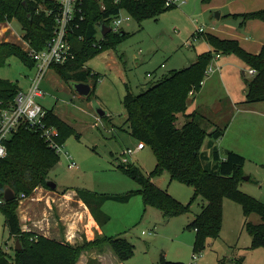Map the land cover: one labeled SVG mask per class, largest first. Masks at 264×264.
Here are the masks:
<instances>
[{"label":"rangeland","instance_id":"1","mask_svg":"<svg viewBox=\"0 0 264 264\" xmlns=\"http://www.w3.org/2000/svg\"><path fill=\"white\" fill-rule=\"evenodd\" d=\"M217 11L204 0H184L142 20L131 15L123 24L126 36L86 62V67L100 74L94 91L89 95L77 92L73 82L63 79L54 67L49 69L41 81L45 95L39 98V102L53 109L73 130L65 134L59 161L47 175L57 188L41 183L25 199H18L19 206L25 202H40L38 208L42 209L48 202H63L65 197L60 199V195L68 193H72L68 202H81L78 190L107 194L113 197L105 201L102 210L110 219L100 226L98 234L122 235L135 245V253L125 260L126 264H156L162 253L167 259L184 264H236L241 258L245 264H264V247H251L252 235L244 226L246 216L241 203L229 197L223 199L220 236L208 237L205 248L194 252L196 230L188 227V223L201 212L205 198L197 196L186 213L165 217L159 208L145 205L139 191L140 183L119 168L120 164L130 163L150 172L157 162L152 146L135 150L139 140L131 133L123 102L128 87L137 94L162 76L191 65L204 49V33L213 29ZM225 19L223 16L217 22L225 23ZM199 27L205 28L203 34L197 33ZM24 36L25 30L17 19L0 21V41L16 43L28 52L30 42ZM228 55L238 61L231 68H224L223 75L230 71L236 74L239 84L246 85L247 79L257 71L250 73L245 61L237 54ZM243 69H246V74ZM34 74L33 67L17 55L0 66V78L10 79L23 87H27L28 82L30 85L29 77ZM212 76L220 78V72L205 75L201 88L195 94H189L188 110L200 104L199 101L207 103L216 98H224L222 107L227 106V89L221 82L218 84L221 89L198 94ZM91 83L93 86V80ZM244 97L241 93V99L246 100ZM240 106L243 107L241 103ZM99 108L104 109L106 115L101 116ZM250 108L254 110L238 107L217 110L215 107L214 111L205 109L203 112H214L220 128L229 126L225 143L246 157L239 187L264 202V102H255ZM242 119L247 122L245 126L239 124ZM186 120V113H181L178 124L182 125ZM129 148L133 151L129 152ZM71 162L77 166L71 167ZM153 180L182 203L191 202L193 185L172 179L168 171L154 176ZM130 192L133 194L129 199H122ZM42 216L45 218L46 215ZM58 218L57 223L64 231L66 226L60 216ZM248 219L254 223L263 221L257 212L251 213ZM43 232L48 233V230ZM86 240V237L81 238L77 243ZM0 245L14 255L16 239L5 224V212L1 207ZM89 250L81 251L77 264H108L107 259L100 262L89 257ZM86 257L88 260L84 261Z\"/></svg>","mask_w":264,"mask_h":264},{"label":"trees","instance_id":"2","mask_svg":"<svg viewBox=\"0 0 264 264\" xmlns=\"http://www.w3.org/2000/svg\"><path fill=\"white\" fill-rule=\"evenodd\" d=\"M54 1L0 0V21L17 19L25 30L24 37L29 40L30 46L41 49L53 33L55 17L54 14L38 10V7L40 3L51 6ZM87 5L83 24L86 28V38L84 41L73 39L77 57L53 67L69 82L93 80V92L100 74L86 67V62L103 50L115 46L121 37L127 34L126 31L123 34L110 33L98 41L95 34L98 32L100 20L120 8H125L133 17L142 20L172 6H166L164 0H122L119 4L109 2L107 9L102 8L100 0H87ZM242 16L245 20L264 19V8L246 12ZM81 32L84 33L85 30ZM204 38L212 49L200 53L191 65L162 76L137 94L128 87L123 102L131 133L139 142L152 146L157 162L150 172H145L139 166L130 163L120 164L119 168L140 183L139 191L143 194L145 205L159 208L165 217L186 213L190 211L191 203L197 196L205 198L206 202L201 212L188 223V227L196 230L194 252L205 248L208 237L220 236L225 197L241 203L246 216L244 226L252 235L251 247H264V202L239 187L244 176L242 167L246 157L231 149H227L224 154L220 148L212 145L213 142L207 144L209 150L204 149L208 136L211 140L217 139L224 134L227 127L217 126L214 130L208 131L197 112L186 113L190 91L201 88L216 53L237 54L249 67L255 68L257 73L251 79H247L245 101H264V46L259 53H252L237 39L222 38L209 32L204 33ZM13 55L20 56L31 67L35 66L34 59L20 45L0 41V66ZM20 89L19 83L0 78V108L9 106ZM181 113H186L187 120L179 125ZM47 121L59 128L61 143L65 134L73 130L53 109H48ZM6 144L8 156L0 157V207L5 212V224L10 234L16 240L20 238L23 248L17 250L14 247L15 253L11 255L0 245V264H77L83 249L99 246L103 248L105 245H109L123 261L135 253V245L122 235H99L81 244H73L35 231L24 230L18 211V199L21 193L27 195L41 183L48 185L47 175L57 164L60 156L55 149L48 146L39 132L25 125H21ZM165 171L171 174L172 179L194 186L191 202L182 203L153 180L154 176ZM6 187L15 191V199L10 201L4 199ZM132 194L133 192H130L122 196V199H129ZM77 195L89 206L101 226L109 221L110 216L102 207L105 201L113 196L84 190H78ZM68 196H72V193H68ZM253 212L259 213L263 221L260 223L250 221L248 217ZM156 264L184 263L169 260L162 254ZM236 264H245L243 258Z\"/></svg>","mask_w":264,"mask_h":264},{"label":"crops","instance_id":"3","mask_svg":"<svg viewBox=\"0 0 264 264\" xmlns=\"http://www.w3.org/2000/svg\"><path fill=\"white\" fill-rule=\"evenodd\" d=\"M208 3L210 8H216L218 10L217 12H220V17L216 16L214 21L215 24L212 23L214 27L213 29L209 28V33H213L222 38L237 39L245 49L252 53H259L261 51L262 47L264 46V19L251 18L245 20L242 14L263 9L264 0H211ZM223 16H226L225 23H218L217 20H221ZM203 45L204 49H202L203 51L201 53L212 49V46L207 42L206 39L204 40ZM218 54L220 56H218ZM236 61L238 60H235L232 55L216 53L215 57L213 58V62L210 64L213 70L209 73V76H211L214 72H220V78L213 76L210 77L206 81L203 91L200 92V90L198 93L200 95V93H205L206 91L209 92L213 89H221V87L218 86V84L221 82L227 89V106L222 107V101L224 98H216L213 101L207 103H202L203 101H199L198 103L200 104H198L197 106L194 105V107H192V110H188L187 108L186 113L197 112L198 117L202 118L203 120L204 118H206V121H204V126L208 128V131H212L217 126H219V121L215 120L214 112H212L213 114L205 113L203 112L205 109H210L212 111L215 110V107H217V110H224L225 108L233 107H238L242 110L247 111L253 109L250 107L255 102H246L245 99H241V93L247 98L248 84H239L236 74L230 73V71L225 72L223 75V69L231 68V65L233 63H236ZM250 68L251 67H249V70ZM33 70H35V66L33 67ZM243 73H247L246 69H243ZM153 75L154 74L152 73V75L150 76ZM29 78V81H31V76ZM28 86L23 87L20 85V87L23 89L28 88ZM240 103L243 107L240 106ZM219 105L220 107H218ZM239 124L240 126L242 124H244L245 126L247 122L242 119ZM228 133L229 126H227L224 134L217 139L211 140V137L208 136L203 148L209 150L207 144L213 142V146H217L223 151H226L227 149L235 151L238 150L232 145H228V143H225V139ZM145 148L146 146L144 148H138L137 143L135 150H142ZM64 197L65 200L63 202H54V204L53 202H46L48 205L46 206L45 204L44 208L42 209L38 208L40 202H25L24 205L19 206V215L21 218L23 229L26 231H35L47 237L55 238L58 240H65L70 243H77V241L85 237L88 240L98 237V233L101 230V225L93 216L89 206L82 199H80L81 202L73 203L68 202L70 201L69 199L72 198V196L68 197V195L66 194L60 195V199H63ZM43 213L46 215L45 218L42 216L44 215ZM59 216L61 221H63L64 225L66 226V229H64V231L61 230L57 223V219H59ZM47 230L48 233L43 232ZM79 230L82 231V233H79ZM88 253L89 257H92L96 260L99 259L100 262H103L107 259L108 264H126L125 260H121L109 245H106L102 249L94 247L90 248ZM162 254L165 255L164 253ZM87 260L88 257H86L84 261Z\"/></svg>","mask_w":264,"mask_h":264},{"label":"built area","instance_id":"4","mask_svg":"<svg viewBox=\"0 0 264 264\" xmlns=\"http://www.w3.org/2000/svg\"><path fill=\"white\" fill-rule=\"evenodd\" d=\"M164 1L166 6H175L184 0ZM109 2L119 4L122 0H100L103 9L108 8ZM87 7V0H55L51 3V6L49 4H39L38 10H42L47 14H54L55 26L43 48L36 49L32 46L27 48L28 53L35 61V74L31 77L28 89L21 88L9 106L0 108V157H5L8 154L6 141L21 125L39 132L48 146L58 153L62 150L63 143L59 140L60 130L56 125L47 121L48 109L39 102V98L45 95L41 87V81L46 72L54 65L65 64L77 57L73 39L77 38L79 41H84L86 38V28L83 24L86 19ZM124 11L126 13H123ZM130 16L131 14L125 8L110 13L100 22L109 25L111 30L107 34H103L101 26L98 25L95 38L101 41L110 33L123 31V24L128 22ZM83 29L85 30L84 33L81 32ZM204 32V27L197 29L198 34ZM99 34L101 35L100 39H98ZM218 56L220 55L218 54ZM212 70V66H209L207 73ZM249 71L253 74L256 73L255 68H250ZM149 75H152V73H149ZM195 92V89H192L190 94ZM145 146L143 142L138 143V148H144ZM128 151L132 152L133 149L129 148ZM69 165L71 167L77 166L75 162H71ZM26 197L25 193L20 195L21 199Z\"/></svg>","mask_w":264,"mask_h":264},{"label":"water","instance_id":"5","mask_svg":"<svg viewBox=\"0 0 264 264\" xmlns=\"http://www.w3.org/2000/svg\"><path fill=\"white\" fill-rule=\"evenodd\" d=\"M216 16L220 17V12H217ZM98 25L101 26L103 34H107L111 30L110 26L104 22H99ZM123 33H124V30L121 31V34H123ZM71 82H73V86L76 89V91L82 95H89L92 92L93 86H92L91 82L83 81V80L82 81H77V80L75 81L74 80ZM98 112L101 116L106 115V111L104 109L99 108ZM246 178H249V177L246 176ZM47 183L52 189L57 188L56 183L54 181L50 180L49 178L47 179ZM15 198H16L15 191L10 187H6L4 199L6 201H10V200H13ZM15 248L17 250H20L23 248L20 238H17Z\"/></svg>","mask_w":264,"mask_h":264}]
</instances>
